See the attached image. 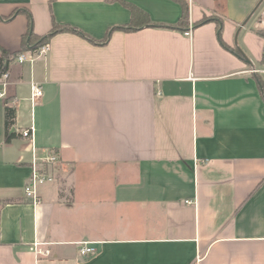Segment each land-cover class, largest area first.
Returning a JSON list of instances; mask_svg holds the SVG:
<instances>
[{"label":"crops","instance_id":"obj_1","mask_svg":"<svg viewBox=\"0 0 264 264\" xmlns=\"http://www.w3.org/2000/svg\"><path fill=\"white\" fill-rule=\"evenodd\" d=\"M124 1L154 25L120 28L118 0H0V264H264V0H185L183 27L178 1Z\"/></svg>","mask_w":264,"mask_h":264},{"label":"built area","instance_id":"obj_2","mask_svg":"<svg viewBox=\"0 0 264 264\" xmlns=\"http://www.w3.org/2000/svg\"><path fill=\"white\" fill-rule=\"evenodd\" d=\"M189 34V31L185 32ZM49 50V44L47 42L41 44L35 49H28L24 51H20L16 53L13 58L17 63H24L28 60H32L35 56H39L45 54ZM250 73L259 75L264 81V51L262 54V58L259 65H253L248 70ZM9 73L3 72L1 74L0 80V97L5 95V86L6 79L8 78ZM30 91H31V99L37 98L42 94L41 86L37 82L30 83ZM33 126L28 129H25L22 132L23 137L32 138ZM35 149L33 148V151ZM57 161V156L54 153H51L44 157L42 161H39L35 154H33V158L31 161V173L27 178L24 185V195L27 199H30L33 203L39 202V196L37 193L38 187L50 180L52 177L49 172V163H53ZM41 243L35 242L34 246L36 248L37 253H43L41 249L38 247ZM44 253L48 254L49 250H45ZM96 253V248L92 242L82 241L79 242V254L81 256H90Z\"/></svg>","mask_w":264,"mask_h":264},{"label":"trees","instance_id":"obj_3","mask_svg":"<svg viewBox=\"0 0 264 264\" xmlns=\"http://www.w3.org/2000/svg\"><path fill=\"white\" fill-rule=\"evenodd\" d=\"M120 1L123 5H125L126 7H128V9L130 10V14H131V20L129 22V24L127 26H123L120 28H125V29H137V28H141L143 26H151L154 25L149 18V15L147 12L143 11L142 9H140L139 7H137L136 5L132 4V3H127L124 0H118ZM178 1L181 4L182 7V13H181V17L179 19V23H176L174 25H171V27L174 26H180L183 27L184 26V22L187 16V3L185 0H175ZM17 10H14L12 12V14L7 17V18H11ZM0 19H2V17L0 16ZM206 19H202L199 22L196 23V26L199 24H202L203 22H205ZM64 28V29H63ZM69 27H59L57 24H55V22H53L52 27L50 28V30L43 35H36L33 30H29V32L27 33L26 36L23 37V44H24V49H35L38 46H40L41 44L47 42L49 40V38L57 33L60 29L62 30H68ZM70 30L76 31L73 28H70ZM77 32V31H76ZM262 34V33H261ZM263 35V34H262ZM29 36V41L28 44L26 43V37ZM107 39V37L105 38ZM221 44L224 45L225 47H227L223 41L221 40V38L219 37ZM4 52V50H2ZM232 51L236 52L237 54H240L239 49L237 48H233ZM4 68L0 69V74L4 71ZM259 81L261 82V85L264 88V81L259 77ZM14 108L10 105H6L5 106V126L6 128H8L12 122H13V117H14ZM10 137V136H9ZM9 137H6V140H9Z\"/></svg>","mask_w":264,"mask_h":264},{"label":"water","instance_id":"obj_4","mask_svg":"<svg viewBox=\"0 0 264 264\" xmlns=\"http://www.w3.org/2000/svg\"><path fill=\"white\" fill-rule=\"evenodd\" d=\"M29 41V37L27 39V42ZM240 55L242 58H244L247 62H250L249 59L247 58V56L245 55V53H243L242 51H240Z\"/></svg>","mask_w":264,"mask_h":264},{"label":"rangeland","instance_id":"obj_5","mask_svg":"<svg viewBox=\"0 0 264 264\" xmlns=\"http://www.w3.org/2000/svg\"><path fill=\"white\" fill-rule=\"evenodd\" d=\"M256 65H258L257 63H256ZM47 182V181H46Z\"/></svg>","mask_w":264,"mask_h":264}]
</instances>
